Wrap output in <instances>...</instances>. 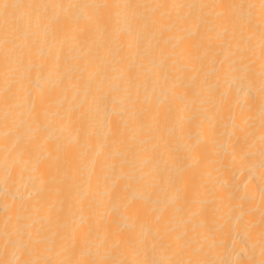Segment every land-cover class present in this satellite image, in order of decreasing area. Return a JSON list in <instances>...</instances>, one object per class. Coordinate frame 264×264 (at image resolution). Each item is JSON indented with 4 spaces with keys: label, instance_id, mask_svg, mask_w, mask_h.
<instances>
[{
    "label": "bare ground",
    "instance_id": "1",
    "mask_svg": "<svg viewBox=\"0 0 264 264\" xmlns=\"http://www.w3.org/2000/svg\"><path fill=\"white\" fill-rule=\"evenodd\" d=\"M262 262V0H0V264Z\"/></svg>",
    "mask_w": 264,
    "mask_h": 264
},
{
    "label": "snow or ice",
    "instance_id": "2",
    "mask_svg": "<svg viewBox=\"0 0 264 264\" xmlns=\"http://www.w3.org/2000/svg\"><path fill=\"white\" fill-rule=\"evenodd\" d=\"M5 8H7L8 7V5H3ZM15 7V6H14ZM262 8H264V0H262ZM262 264H264V262H262Z\"/></svg>",
    "mask_w": 264,
    "mask_h": 264
}]
</instances>
